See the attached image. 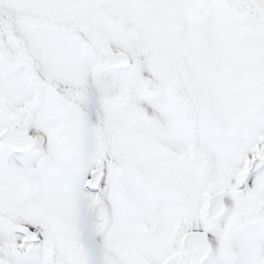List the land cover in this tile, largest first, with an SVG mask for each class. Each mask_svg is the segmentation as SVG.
Listing matches in <instances>:
<instances>
[{"label": "snow or ice", "instance_id": "snow-or-ice-1", "mask_svg": "<svg viewBox=\"0 0 264 264\" xmlns=\"http://www.w3.org/2000/svg\"><path fill=\"white\" fill-rule=\"evenodd\" d=\"M0 264H264V0H0Z\"/></svg>", "mask_w": 264, "mask_h": 264}]
</instances>
